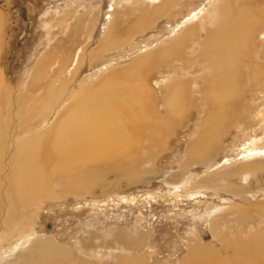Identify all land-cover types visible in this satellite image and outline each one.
I'll return each instance as SVG.
<instances>
[{
  "label": "rangeland",
  "instance_id": "rangeland-1",
  "mask_svg": "<svg viewBox=\"0 0 264 264\" xmlns=\"http://www.w3.org/2000/svg\"><path fill=\"white\" fill-rule=\"evenodd\" d=\"M215 1L182 0L169 14L151 19L150 14L140 13V0H0V264H8L19 251L13 249L16 241L26 238H30L26 243L48 238L83 264H118V259L120 264H185L189 260L187 240L228 255L211 237L210 217L223 215L222 227L233 242L238 234L244 239L247 235L243 232L252 233L251 226L244 229L246 216L241 222L237 219V209L243 206L240 211L249 207L258 212L256 204H264V186L256 184L264 179V159L246 162L251 171L261 175L256 178L258 182L249 174L236 176L237 185L250 179L256 182V187L249 188L251 192L245 190L240 197L215 188L191 190V186L199 179L245 164L237 156V149L246 139L255 138L264 144V71L253 67L252 58L247 57L256 53L255 45H263L264 25L249 30L244 57L238 58L245 70L235 76L236 90L230 96L233 100L229 98L217 108L219 128L214 129L213 136L210 132L211 141L200 146L202 152L209 153L208 164L182 167L185 149L198 138L210 99L201 80L204 58L190 56L193 62L188 73L193 85L176 114L169 113L164 102L166 86L182 75L181 63L157 62L158 52L178 42L176 39L187 29L204 38V26L197 23ZM261 17L264 23V14ZM105 36L109 41L102 45ZM63 52L69 53L66 62ZM48 55L53 56L52 64L42 74ZM113 78L114 85L106 87ZM136 79L142 84V92L135 95L143 113L148 110L159 120L154 118L153 122L144 118L145 114L139 116L140 110L114 105L116 124L123 127L118 135L121 150L108 148L105 154L98 151L96 158L82 167L87 174L80 179H68L63 172L53 174L47 189L57 198L29 201L27 214L22 213L20 202L9 198L8 187L24 149L53 129L51 119L58 120L70 100V110L81 106L97 113L126 86L133 87ZM63 81L61 97L50 102L51 114L45 116L44 125L39 124L38 113L44 112L48 90L58 88ZM26 94L32 96L36 107L29 132L22 126L24 117L30 114ZM41 131L46 132L37 135ZM40 142V167L49 174L55 167L52 138ZM182 171L181 179H177ZM86 185L93 189H83ZM78 187L81 190L77 192ZM211 207L218 210L207 215ZM234 207L237 212L229 209ZM9 209L21 213L7 229ZM256 228H264L263 219ZM107 231L108 236H104ZM116 233L126 234L129 244L117 240ZM79 238H86L92 246L81 247Z\"/></svg>",
  "mask_w": 264,
  "mask_h": 264
},
{
  "label": "bare ground",
  "instance_id": "bare-ground-1",
  "mask_svg": "<svg viewBox=\"0 0 264 264\" xmlns=\"http://www.w3.org/2000/svg\"><path fill=\"white\" fill-rule=\"evenodd\" d=\"M131 1L133 0H128V2ZM140 1V13L150 14L151 19H157L164 14H169L168 12L170 9L182 0ZM123 3L125 5V2ZM263 14L264 0H217L205 10L200 19L201 22L199 21L197 23V25L204 26L205 29L202 33L204 36L202 40L200 35L191 33L190 30L187 29L176 39L177 41L179 40L178 42L173 41L168 48L165 47V49L158 52L159 60L157 62L165 61V63H181V77H178L179 79L166 86L168 88V93L166 101L164 102L165 107L169 113L173 112L174 114H176V112L179 113L182 110L185 102L188 100V95L190 94L189 86L192 87L193 85V81L188 73L193 62V59L190 56L194 58L197 57L198 59L204 58V64L201 66V80L206 84L205 92L209 95L210 99L208 98L209 101L207 102L202 115L198 138H196L185 149V160L182 166L184 169H187L190 165H203L204 163H210L208 151L206 150L205 152H202V147L200 148V146H202L205 141H211L212 139H209L210 132L213 136L212 132L216 131L214 129L219 128L217 117H220L221 115L218 114L217 108H220L229 98L231 99L230 96L233 94V91L236 90L235 76L245 70V67L243 66L245 64L238 61V58L244 57L243 53L246 49L245 44L247 42L249 30L253 26L259 27L264 25V23L259 20V17ZM192 16L194 17V15ZM112 24L113 19L109 24V29ZM262 39L263 45H255L253 51L256 53L251 52L247 57L250 59L252 58L250 61L251 63L253 62V67L257 68V66H259V68L262 69L261 71H264V65L260 64L264 61V37ZM108 41V36L103 37L102 45H105ZM186 51H188L190 55H187L185 53ZM63 54V62H66L69 53L67 54V52H63ZM52 59V55L46 57L42 69L40 70L42 71V74L47 73L48 67L52 64ZM197 62L199 63V60ZM194 73L195 70L193 74ZM196 73L195 75H197ZM137 80L138 79L134 82V86L130 85L133 87L126 86L122 94L119 95L117 93L116 97L110 99L106 109L97 113L86 111L81 106H75L70 110V106L73 105L70 100L67 102V106L64 107L65 110L61 112V116L58 120L56 117L51 119L53 129L45 136H38V139H40L39 141L37 138L34 139L33 144L31 142V144L24 149L18 161L15 174H10V184L8 187L9 198L20 202L18 208L22 213L27 214V203L29 201H36L39 199L51 200L57 198L47 189L49 186L47 181L53 174L63 172L67 175L68 179L72 176L80 179L87 174L82 167L89 163V159H95L98 151L99 154H105L109 151L108 148L115 149L118 152L121 150L122 145L118 141V135L123 133V127L116 124L114 117L115 113H113L112 110L114 105L119 103L133 111L140 110L139 116L145 114L144 116L146 117L143 116L144 118L156 122L154 120L157 118L156 116L152 117L151 112L145 110V113H143V107H141L140 101L136 98L135 94L142 92V84ZM115 82L114 78L110 79L106 82V87L113 86ZM64 85L65 82L63 81L58 88L48 90V99L44 106V112L43 114L38 113L40 117L39 124L44 125V121L47 120L45 116L51 114L50 111L52 107L50 102L52 100L56 101L61 97ZM97 93L99 95V91H97ZM26 102L28 103L26 107H28V112L30 114L24 117L22 126L25 132H29L32 128L33 120V114L31 113L35 112L36 107L30 94H26ZM144 123L146 122L144 121ZM45 132L46 131H41L37 135H44ZM49 136L52 138V151L55 167H53L52 171L47 174L46 169L40 167L39 159L42 154V145L40 141L49 138ZM237 150V156H239L241 160H244L245 164L243 162L242 165L236 166L234 169L226 171L223 174L221 173L214 176L212 175V177L202 178L201 180L199 179L193 183L191 190L215 188L219 191L224 190L232 196L240 197V195L246 192L245 190L249 191L251 186L256 187L257 184L259 188H262L264 186V179L261 177L258 182L256 178L261 175L257 174V172L251 171V168L246 165V162L251 164L257 162L256 160L264 159V144L260 143V140H256L255 138H248L241 145L240 149ZM119 154H122V151ZM182 174L183 171L177 175V179H181ZM244 174L252 175V178L258 183H251V179L249 178L250 180L248 183H243L244 181L241 183V185L245 184L244 186L237 185L236 182H234L236 176ZM173 185L178 189L177 183ZM217 186L221 187L218 188ZM78 189L81 190V188L78 187L76 189L77 192ZM83 189L92 190L93 188L92 186L86 185ZM254 189L258 191V188ZM70 192V190L66 191V193ZM239 207L241 208L243 206ZM239 207L237 209L239 212L235 211V207L229 209L231 212L238 213L236 217L240 222L241 218L246 216L244 217L246 218V221L244 220L246 225L244 226V229L250 228L251 226L253 228L252 233L250 234L248 231L243 232L247 235L244 239L238 234L236 240L233 242V238H230L225 231V228L223 229L222 227V222L225 220L223 215L210 217L208 220V227L211 237L213 238V241L219 243L221 251L228 253V255H219V252L210 245L206 246L201 243L192 244V240H187L189 260L186 261L185 264H189L191 261H198L199 264H264V228H256L259 219L261 218L264 220V204L261 201V203L259 202L256 204L255 208L252 205V207L257 209L258 212H256V210L252 211L249 207H247L246 211H240ZM217 210L218 208H208L206 214L210 215L211 211L214 212ZM12 211V209H9L8 218H6V224L8 225L7 229L12 227L13 220L16 219L18 213H21L17 210L14 214ZM247 214L249 216H247ZM192 237H195L194 240L197 238L196 231ZM91 239L93 242L94 237L91 236ZM116 239L124 241L122 243L123 245L129 244L128 241H126L127 235L124 233L116 234ZM28 240L26 238L24 242H22L23 239L16 241L13 249L15 251L19 250L17 251L18 254L15 253L16 256H14V258L12 257L13 259L11 258L12 260L8 264H51V262L54 261L59 264H83L79 257L76 255L74 256L68 250L60 248L48 238L26 243ZM86 240V238L85 240L79 238L78 243L81 247L87 248L92 246V243H87ZM129 241L132 245V240ZM23 243H26V245L21 248ZM117 262L118 264L121 263L119 259Z\"/></svg>",
  "mask_w": 264,
  "mask_h": 264
},
{
  "label": "crops",
  "instance_id": "crops-1",
  "mask_svg": "<svg viewBox=\"0 0 264 264\" xmlns=\"http://www.w3.org/2000/svg\"><path fill=\"white\" fill-rule=\"evenodd\" d=\"M113 230H115V229H113ZM109 231H112V230H109ZM109 231H107V233H105L104 236H108ZM116 234H117V233H116ZM116 234H114V235H116ZM131 239H132V238H131ZM104 250H107V249L105 248Z\"/></svg>",
  "mask_w": 264,
  "mask_h": 264
}]
</instances>
